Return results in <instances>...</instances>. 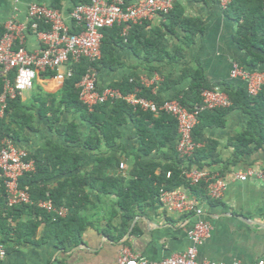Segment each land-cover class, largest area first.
I'll list each match as a JSON object with an SVG mask.
<instances>
[{
  "label": "crops",
  "instance_id": "obj_1",
  "mask_svg": "<svg viewBox=\"0 0 264 264\" xmlns=\"http://www.w3.org/2000/svg\"><path fill=\"white\" fill-rule=\"evenodd\" d=\"M75 1L0 0V32L5 30L8 18L14 16L17 25L27 26L24 31V45L33 50L38 43L29 28L31 20L27 15L28 4L35 2L51 7L56 5L57 9L62 11L65 22L72 29L78 30L70 15ZM175 6L184 17L197 18L202 23V32L194 36L190 44L184 43L187 34L185 30L179 25L170 26L168 18L164 15L146 22L142 31L146 33L159 27L164 32L162 42L165 50L171 52L182 46V57L174 62L168 59L148 61L143 53L137 55L130 47L118 44L114 49L117 65L113 68L102 66L98 70V85H109L133 73L139 77L142 85L152 88V94L161 100L170 99L188 88L189 78L175 83L183 69L199 68L208 86H218L224 91L245 88V82L241 78L230 76L235 64L244 69H251L247 67L248 54L240 49L235 40L237 21L228 11L223 12L214 0H176ZM259 68L264 70V64ZM63 84L64 81L60 82L52 76L44 77L39 73L33 88L22 92L20 97L26 103H32L34 98L38 97L53 98L57 101L61 98ZM60 116L59 123L52 128L46 118L36 116L35 130H28L26 138L14 142L17 147L26 149L30 154L46 141L65 146L72 152L87 154V158L77 170L40 183L54 186L58 180L73 175H80L81 178L87 176L82 186L87 198L79 204L81 217L87 224L80 236H71L60 244L53 236L52 229H46L43 223L31 241L11 242L6 248L1 245L5 254L0 256V264H117L119 251L123 247L151 261H160L185 251L191 244L187 231L195 219L192 212L183 215L168 214L157 199L153 203L147 201L134 208V217L127 231L117 239L123 214L117 204V197L112 192H100L96 187L100 186V181H94L90 172L96 156L115 155L125 166L116 171L128 178L133 166V153H138L145 162L154 164V174L158 176L167 161L166 152L154 150L149 155L138 152V139L130 120L119 127L121 134L116 148L102 146L100 151H93L87 139L91 125L72 110L65 111ZM248 119V114L235 108L224 116L223 126H206L203 130L205 138L216 144L217 159L216 162L201 161V168L217 173L226 180L227 189L222 198L212 200L200 191L192 193L185 186L179 187L200 205L204 212L203 217L212 225L210 237L198 247L199 263L213 260L249 264L264 257V181L254 175L248 176L244 181L235 177L238 171L243 172L248 168L262 171L264 168V147L240 158L235 156L232 140L244 131ZM70 121L76 122L80 141L85 148L76 143L65 142L63 136L57 134L55 129ZM28 218L29 216H23L22 220L26 221Z\"/></svg>",
  "mask_w": 264,
  "mask_h": 264
},
{
  "label": "trees",
  "instance_id": "obj_2",
  "mask_svg": "<svg viewBox=\"0 0 264 264\" xmlns=\"http://www.w3.org/2000/svg\"><path fill=\"white\" fill-rule=\"evenodd\" d=\"M88 0H76L77 3H86ZM54 8H58L56 5ZM228 14L237 21L235 40L240 47L248 54L247 67L258 69L264 64V0H232L228 8ZM169 25H179L187 33L184 38L186 45L193 41L194 36L202 32L203 26L199 19L184 17L182 12L175 6L165 14ZM39 30H49L50 25L42 20H37ZM147 22V21H146ZM142 22L135 24L128 31L127 35L122 34V26L115 25L103 31L102 57L94 62L93 66L98 71L102 66L113 68L117 65L114 55L115 46L123 44L130 47L137 55L143 53L148 61L170 62L179 60L182 57L183 47L178 46L173 51L165 50L162 42L164 32L155 27L150 32L142 31ZM76 31V29H74ZM88 61L82 59L79 63L70 66L72 74L65 78L61 98L55 101L53 98H34L32 103L22 101L20 95L7 101V106L0 116V141L10 138L13 141H21L26 138V132L35 130L36 116L46 118L50 128L58 124L60 115L65 111L72 110L78 113L82 120L91 125L88 134L90 149L100 151L102 146L116 148L117 140L120 137L119 127L132 121L134 134L138 139V152L149 155L154 150H164L166 159L161 173L154 174V164L145 162L138 153H133V166L130 177L126 178L118 173L120 159L115 155H99L91 169L94 181H100L98 190L100 192H112L117 197V204L122 214L121 231L117 236L120 239L127 231L128 225L134 217V208L137 205L149 201L153 203L158 200L159 188L172 190L180 186L188 188L189 192L200 191L206 198V186L203 183L189 185L182 176L180 167L181 159L177 153V121L174 117L159 112L153 114L142 110H134L124 100L105 102L94 106L92 111L83 105L79 100V89L77 83L81 80L88 66ZM55 72H43L41 75L53 76ZM11 80L15 72L9 74ZM189 78L190 83L184 91L174 95L170 99L178 100L188 109L201 103L203 89L212 88L205 82L201 69L185 68L181 75L175 80ZM110 87L118 89L123 94L137 93L141 97L162 102L158 96L152 94V88L145 87L140 83L138 76L130 73L118 81L109 84ZM3 88V79L0 77V91ZM231 105L227 108H216L204 110L199 115L198 124L193 130V138L201 146L197 148L188 164L201 168V161L211 160L216 162L217 153L215 142L205 138L203 130L206 126H223L224 116L232 109L239 108L249 115L244 131L239 133L232 140L235 148V156L250 154L253 150L264 147V85L256 96H249L244 87L234 91H226ZM57 134L63 136L65 142L76 143L86 147L80 141L77 124L74 121L59 125ZM30 157L34 159L36 170L32 174L25 175L19 179V186L27 188L32 200H50L56 206H64L68 209L65 218L53 219V215L37 208L34 205L19 204L8 206L7 195L4 186V177L0 172V245L5 248L11 242L31 241L41 224L46 229L53 231V236L62 244L71 236H80L87 224L81 217L80 202L87 196L82 186L87 176L73 175L58 180L56 185L49 186L40 184L56 176L65 175L80 168L87 158L86 153L70 151L67 147L46 141ZM264 173V168H263ZM167 172L171 175L166 178ZM87 175V174H86ZM23 216L33 219L22 220ZM134 231V230H133Z\"/></svg>",
  "mask_w": 264,
  "mask_h": 264
},
{
  "label": "built area",
  "instance_id": "obj_3",
  "mask_svg": "<svg viewBox=\"0 0 264 264\" xmlns=\"http://www.w3.org/2000/svg\"><path fill=\"white\" fill-rule=\"evenodd\" d=\"M175 1L88 0L86 3H77L73 6L70 14L78 26L76 31L65 22L61 10L45 4L29 3L27 7V15L31 20L29 28L36 36L38 46L33 50L26 48L24 31L27 26L17 25L14 16L8 18L5 30L0 32V77L3 79V88L0 91V116L3 115L9 99H14L22 92L33 88L39 73L54 71L55 74L52 77L63 82L72 74L70 66L85 59L89 64L76 86L79 89V100L88 111H92L98 104L121 99L134 110L153 114L163 112L174 117L177 121L178 133L176 149L181 159L180 167L183 179L193 186L200 183L205 184L209 199L222 198L227 189L226 180L217 173L189 165L188 159L201 146L193 138V130L198 124L200 113L204 110L229 107L231 101L226 91L218 86L203 89L201 103L188 109L176 99H164L158 103L141 97L137 93L123 94L109 85L100 86L97 83L98 71L93 63L102 57L103 31L118 25L122 26V34L125 36L133 25L149 22L158 16L168 14L173 9ZM214 1L219 4L223 12L228 10L232 2V0ZM37 20L49 24L50 29L39 30ZM13 71L15 76L12 81L9 74ZM230 76L232 78L239 77L245 82V90L249 96H256L264 85V70L244 69L235 64ZM124 167V163L120 162L119 168ZM35 170V161L26 149L17 147L10 138L0 141V172L4 177L8 206L34 205L46 213L52 214L54 220L65 218L68 215L66 207L56 206L50 200L34 201L27 188L19 186V179L34 173ZM170 175L171 173L167 172L166 178H169ZM253 175L264 181L263 171H254L248 168L243 172L235 173V177L241 181ZM158 200L162 209L168 214L193 213L195 219L187 231L191 242L190 246L185 251L160 261H151L141 254L123 247L119 251L117 264H246L240 261L225 263L213 260L199 263L197 260L198 247L210 237L212 231V225L203 217L202 208L179 187L169 190L161 186ZM4 254L5 250L0 245V256L2 257ZM249 264H264V257Z\"/></svg>",
  "mask_w": 264,
  "mask_h": 264
},
{
  "label": "water",
  "instance_id": "obj_4",
  "mask_svg": "<svg viewBox=\"0 0 264 264\" xmlns=\"http://www.w3.org/2000/svg\"><path fill=\"white\" fill-rule=\"evenodd\" d=\"M259 70H261L260 68H258Z\"/></svg>",
  "mask_w": 264,
  "mask_h": 264
}]
</instances>
